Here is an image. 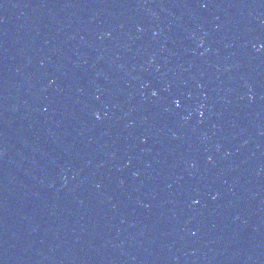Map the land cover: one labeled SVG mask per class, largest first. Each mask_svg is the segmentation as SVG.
<instances>
[{"label": "water", "instance_id": "water-1", "mask_svg": "<svg viewBox=\"0 0 264 264\" xmlns=\"http://www.w3.org/2000/svg\"><path fill=\"white\" fill-rule=\"evenodd\" d=\"M0 264H264V0H0Z\"/></svg>", "mask_w": 264, "mask_h": 264}]
</instances>
